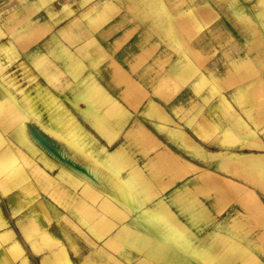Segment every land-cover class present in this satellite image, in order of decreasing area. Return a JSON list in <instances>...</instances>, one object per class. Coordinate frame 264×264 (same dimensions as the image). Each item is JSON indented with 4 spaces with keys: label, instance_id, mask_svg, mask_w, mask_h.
Returning a JSON list of instances; mask_svg holds the SVG:
<instances>
[{
    "label": "crops",
    "instance_id": "0c3cea01",
    "mask_svg": "<svg viewBox=\"0 0 264 264\" xmlns=\"http://www.w3.org/2000/svg\"><path fill=\"white\" fill-rule=\"evenodd\" d=\"M27 3L34 10L27 32L18 23L14 38L1 35L10 31L0 26V65H16L18 79L21 67H28L33 94L67 102L80 97L82 110L101 112L105 134L92 127L102 147L124 148L138 163L156 152L176 162L177 178L163 191L185 180L196 191V178L207 171L250 183L240 185L252 188L264 206V0H158L143 10L118 0ZM25 9V0H0V16L15 12L19 18ZM58 17L64 20L57 23ZM2 75L0 105H7L13 93L3 89ZM84 96H94L98 107ZM248 160L256 162L239 175L237 165ZM252 174L256 181L246 177ZM232 206L216 213L211 231L187 228L197 222L192 218L164 214L154 220L158 230L138 234L127 222L111 239L128 250L129 264H264V217H258V234L242 229L236 236L225 214ZM8 209L0 200V264H52L51 249L41 252L29 242L37 235L32 220L14 219ZM100 218L88 219L98 233ZM46 222L40 221L41 232L51 236L55 221ZM195 247L198 260L181 250ZM64 251L67 264H76L72 248L66 244Z\"/></svg>",
    "mask_w": 264,
    "mask_h": 264
},
{
    "label": "rangeland",
    "instance_id": "374dc122",
    "mask_svg": "<svg viewBox=\"0 0 264 264\" xmlns=\"http://www.w3.org/2000/svg\"><path fill=\"white\" fill-rule=\"evenodd\" d=\"M118 1L128 8L143 10L157 6L158 0ZM25 8V15L19 18L15 12L8 17L0 16L1 28L10 31L1 35L13 34L15 38L18 23H25L26 32L32 27L34 10L27 0ZM63 20L58 17L56 21ZM20 71L18 79L16 65H0L3 89L9 88L13 93L11 103L0 105V200L8 203L9 216L27 223L32 220V230L37 235L29 242L40 247L41 252L44 247L51 249L50 254L55 255L52 264H67L66 244L72 248L76 264L81 261L84 264H129L128 250L111 239L113 231H122L127 222H132L135 231L143 234L158 230L161 225L154 220L161 221L164 214L186 216L197 221L187 228L196 226L202 231H211L220 217L216 213L230 204L233 206L225 214L231 219L232 232L236 236L242 229L249 234L259 233L263 224L259 219L264 217L262 202L263 210L258 211L240 196L246 195L248 189L240 183H250L240 177L229 180L202 171L195 180L200 189L189 190L186 184L189 181L185 180L179 183L177 190L163 191L177 178L173 175L176 162L156 152L155 158L138 163L124 148L114 151L102 147L93 128L105 134L98 125L101 112L82 110L85 106L78 103L80 97L67 102V97L33 94L30 70L21 67ZM83 98L94 110L98 107L94 96ZM107 139L111 140L109 136ZM149 140L146 137L142 144ZM154 149V145L149 148ZM255 162L241 161L236 171L240 175L241 170L249 169ZM258 165L261 166L260 162ZM254 175L246 177L256 181ZM98 216L101 218L96 226L100 233L90 223ZM102 216H114L120 222H109ZM49 217L55 221L51 226L55 233L51 236L44 233L46 229H42L43 234L39 226L40 221L48 222ZM19 225L23 228L22 223ZM169 226L177 225L170 223ZM169 242L176 246L175 242ZM184 242L192 247L193 241L185 238ZM181 250L198 260L196 254H200V250L196 247Z\"/></svg>",
    "mask_w": 264,
    "mask_h": 264
},
{
    "label": "bare ground",
    "instance_id": "6f19581e",
    "mask_svg": "<svg viewBox=\"0 0 264 264\" xmlns=\"http://www.w3.org/2000/svg\"><path fill=\"white\" fill-rule=\"evenodd\" d=\"M142 129V128H141ZM144 130V129H143ZM142 130V131H143ZM141 131V132H142ZM90 166V165H89ZM87 167V166H86ZM91 167H92V165H91ZM94 167V166H93ZM92 167V168H93ZM97 168V167H96ZM103 169V168H102ZM94 174H96V173H94ZM97 175V174H96ZM108 177V176H107ZM224 177V176H223ZM103 178V177H102ZM105 179H107V178H105ZM226 180H228V179H226ZM226 180H224V182L226 181ZM92 182V181H91ZM227 182V181H226ZM225 182V183H226ZM228 182H230V181H228ZM104 183H106L105 181H104ZM112 184V183H111ZM229 185H230V183H229ZM232 185V184H231ZM110 186V185H109ZM109 186H105V187H108L109 188ZM112 186V185H111ZM233 187V186H232ZM110 189V188H109ZM243 189V188H242ZM111 190H112V188H111ZM116 191V190H115ZM242 191V190H241ZM109 192V191H108ZM114 192V191H113ZM246 193V192H245ZM111 194V193H110ZM242 195V194H241ZM243 197H244V200H246L247 202H249V203H251L255 208H257V210L258 211H261V210H263L262 209V205H261V201H260V199H259V197H258V195L256 194V192L252 189V188H248L247 189V193H246V195H243ZM260 201V202H259Z\"/></svg>",
    "mask_w": 264,
    "mask_h": 264
}]
</instances>
